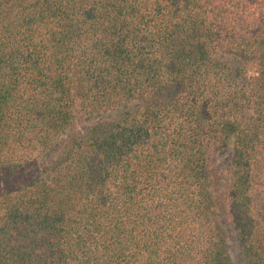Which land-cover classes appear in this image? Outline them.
<instances>
[{"label":"trees","instance_id":"obj_1","mask_svg":"<svg viewBox=\"0 0 264 264\" xmlns=\"http://www.w3.org/2000/svg\"><path fill=\"white\" fill-rule=\"evenodd\" d=\"M0 264H264V0H0Z\"/></svg>","mask_w":264,"mask_h":264}]
</instances>
